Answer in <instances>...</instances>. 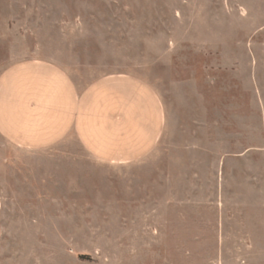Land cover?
Instances as JSON below:
<instances>
[{"label": "rangeland", "instance_id": "obj_1", "mask_svg": "<svg viewBox=\"0 0 264 264\" xmlns=\"http://www.w3.org/2000/svg\"><path fill=\"white\" fill-rule=\"evenodd\" d=\"M29 60L143 80L166 125L129 164L0 136V264H264V0H0V78Z\"/></svg>", "mask_w": 264, "mask_h": 264}, {"label": "crops", "instance_id": "obj_2", "mask_svg": "<svg viewBox=\"0 0 264 264\" xmlns=\"http://www.w3.org/2000/svg\"><path fill=\"white\" fill-rule=\"evenodd\" d=\"M166 125L154 89L132 76H108L80 90L59 66L29 60L0 78V136L40 151L73 136L94 160L129 164L152 153Z\"/></svg>", "mask_w": 264, "mask_h": 264}]
</instances>
